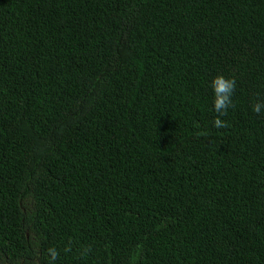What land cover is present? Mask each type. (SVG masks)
Returning <instances> with one entry per match:
<instances>
[{
    "label": "trees",
    "instance_id": "16d2710c",
    "mask_svg": "<svg viewBox=\"0 0 264 264\" xmlns=\"http://www.w3.org/2000/svg\"><path fill=\"white\" fill-rule=\"evenodd\" d=\"M258 100L264 0H0V263L264 264Z\"/></svg>",
    "mask_w": 264,
    "mask_h": 264
},
{
    "label": "clouds",
    "instance_id": "9594fccd",
    "mask_svg": "<svg viewBox=\"0 0 264 264\" xmlns=\"http://www.w3.org/2000/svg\"><path fill=\"white\" fill-rule=\"evenodd\" d=\"M209 87L213 96V110L218 114L214 124L216 127H223L225 126L226 121L220 119V117L226 116L229 109L234 107L233 97L237 88V81L234 77H227L223 74H217L211 80ZM252 110L257 114H260L262 111H264V100H258L255 104H253ZM89 250L90 247L85 249L86 252ZM49 253V264H54L59 255L58 250L55 248H50Z\"/></svg>",
    "mask_w": 264,
    "mask_h": 264
},
{
    "label": "rangeland",
    "instance_id": "374dc122",
    "mask_svg": "<svg viewBox=\"0 0 264 264\" xmlns=\"http://www.w3.org/2000/svg\"><path fill=\"white\" fill-rule=\"evenodd\" d=\"M1 264V263H0Z\"/></svg>",
    "mask_w": 264,
    "mask_h": 264
}]
</instances>
